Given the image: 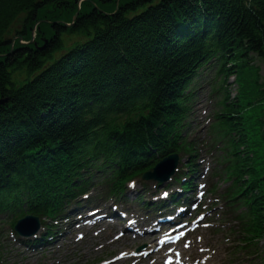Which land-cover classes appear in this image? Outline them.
<instances>
[{"label":"trees","instance_id":"16d2710c","mask_svg":"<svg viewBox=\"0 0 264 264\" xmlns=\"http://www.w3.org/2000/svg\"><path fill=\"white\" fill-rule=\"evenodd\" d=\"M89 1L113 9L116 0ZM118 7L108 17L93 8L83 11L71 29L53 25L52 39L42 50L25 46L1 57L0 176L1 170L17 165L2 159L20 161L26 149L32 152L48 142L56 153L69 151L80 139L93 144L95 139L99 146L101 135L91 132V122L104 120V113L117 108L149 111V122L139 129L149 126L150 131L159 117L173 120L179 76L187 70L189 57L212 35L211 41L231 58L246 51L244 61L249 54L264 59V0H119ZM59 8L66 14L74 11L69 0H0V55L9 50L10 29L18 18L23 16L21 26L12 32L28 40L31 27ZM65 34L83 40L60 55ZM204 35L207 39H201ZM42 37L38 36L39 45ZM197 41L195 50L191 46ZM247 68L236 67L235 73ZM12 72L21 74L15 75L18 80L9 79L7 73ZM241 81L243 99L225 116L242 150L239 155L246 158L242 175L263 192L264 182L258 179L264 175V85L258 78ZM147 139L149 134L141 135L138 143L146 144ZM53 156L49 152L42 162ZM8 181L0 179V187ZM12 181L37 194L38 187H24L15 176ZM263 202L264 193H259L255 204L262 212ZM262 212H257V221L264 222Z\"/></svg>","mask_w":264,"mask_h":264},{"label":"rangeland","instance_id":"374dc122","mask_svg":"<svg viewBox=\"0 0 264 264\" xmlns=\"http://www.w3.org/2000/svg\"><path fill=\"white\" fill-rule=\"evenodd\" d=\"M49 9H51V8H49ZM51 12H53V11H51ZM107 15L111 16V14H109V13L106 14V17H107ZM22 17L23 16L18 18L16 20V22L14 23V25L10 29V45L8 47L9 50L2 53L5 56L15 52L16 50H18V48L24 49L26 46V45H24L25 43L21 39H18L17 36L14 34V32H12L15 29L20 28L21 23H22ZM51 17H53V20L49 21L51 19ZM63 18H64L63 14L60 10L58 12H55L54 14H48L46 16L41 17L40 22H39V26H41L39 28L40 34L38 36L42 35L43 36L42 38H45L47 40V42H49L50 38L53 35V31L51 30V27L49 25L50 24L52 25L53 21H61V20H63V22L67 23V18H64V19ZM42 24L46 25V27H44L45 32L42 30V27H43ZM29 35H32L34 38L33 45L34 44L39 45L37 43V39H38L37 33L35 35V33L29 32ZM66 37H67V35H65L63 38L65 39ZM82 40H83V38L81 36L71 37L70 39H68L66 41V45H65V48L63 50L67 51L69 49V47H73L77 44H80ZM0 59H1V57H0ZM260 67H261V74H262L261 77H262V80H264V66L260 65ZM17 74L21 75L19 72H17ZM14 77H15V79H17L15 75H14ZM204 88H205V85L203 86V89L201 90V94H200L201 96H200V99H198L197 109H196V115L200 119V121L206 120L207 116L210 114L212 107H213V105L210 101L209 95L207 94V92H205ZM230 90H231V88H229V90H228L229 93H230ZM206 126H207V123H204L203 121L200 122V128L198 131V133L200 135L203 134ZM206 160H207V158H206ZM212 212H214L213 219L215 221V219L217 218V216L215 214L218 211L212 210ZM221 232L224 233V230H221ZM225 238H226V235H224V234L223 235L214 234V238L209 240V244L216 249V251H214L210 254L214 257V259H213L214 264H221V263L222 264H250L252 262H256V257H250L249 258V257H247L248 254H246V253H242L240 255H234L233 251L230 250L231 249L230 247L232 244L231 243L229 245L224 244ZM234 241H235V239H234ZM198 247H199V245L196 246V248H198ZM4 252L7 255H10L9 250H4ZM12 262L15 264H25L20 258H14ZM35 262L36 261L34 259L28 264H35Z\"/></svg>","mask_w":264,"mask_h":264},{"label":"bare ground","instance_id":"6f19581e","mask_svg":"<svg viewBox=\"0 0 264 264\" xmlns=\"http://www.w3.org/2000/svg\"><path fill=\"white\" fill-rule=\"evenodd\" d=\"M202 32H204L206 34V31H203L202 30ZM207 37H208V35H207ZM207 37H206V35H204V36H201V39H207ZM203 44H204V41H202V44H201L200 48L203 47ZM191 47H193L196 50L199 47L198 41L196 42L195 45H193ZM193 65H194V62L193 61H189L188 62V68L187 69H190V67H193ZM16 74H17V72L7 73L9 79H12V80L15 79L14 75H16ZM39 75H41V74H39V73L36 74V76H39ZM247 76H248V78H250V79L252 78V80H253V77L250 74H248ZM180 80H181V77L179 76L178 82ZM259 83L264 85V82H259ZM171 99H173L172 96H171ZM145 101L146 102H149V97ZM109 102H110V100H108L107 104ZM175 105H176V101L174 99V107H175ZM168 108H170V107H168ZM121 110L122 111L124 110L123 107L121 108ZM129 112L131 113V110H129ZM109 113H111V112H109ZM107 120L109 121V123H112V124H115L116 123V120L114 118H112V117L107 118ZM125 129H128V128L125 127ZM117 137L119 139H122L123 138L121 135H119ZM93 142H94V144H96V140L95 139H93ZM116 147H119V145L117 144ZM26 153L27 154H30V150L29 149H26ZM88 154L91 155V156H93V157L94 156H96V157H102L103 156L102 152H100L98 150H89L87 152V155ZM2 160H4L7 163H16L17 165L14 168L9 169V170H1V174H2L0 176V179L1 180H11L14 176L19 175V176H21V178L33 179V180L38 181L39 184H40L39 191H41V193H43V194L50 195L52 197H58V196L62 195L61 189H63V187L60 186V185H58V184H56V183H59V180L56 183H54L52 181L48 182L47 180H45V178L41 174H39V173H32L31 172L30 157H26V158H24V159H22L20 161H17V162L7 161L5 159H2ZM82 160L83 159L80 158V159H78L76 161V164H79V167L74 168L73 169V172H76L77 170L80 169V162ZM106 162H107V158L105 156L104 160L102 161V164L103 163H106ZM86 191H88V193H89L90 190L89 189H86ZM15 192H17V190H15ZM92 193L94 195H97L98 194V191L93 190ZM13 194L14 193H12V195ZM102 196H103V198L98 201L97 205L109 206L110 203L107 202V199H106L107 196L104 195V194H102ZM75 199L76 200H79L80 201V205L83 206V207H85L86 209H89L92 206V199H91L90 196H88L87 199H85V200L81 199L78 196H76ZM51 239H52V244H55V241L57 239V236H53Z\"/></svg>","mask_w":264,"mask_h":264}]
</instances>
